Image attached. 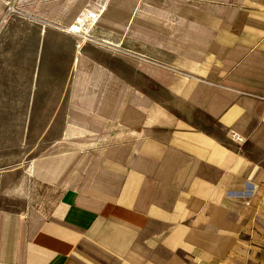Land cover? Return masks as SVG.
I'll return each instance as SVG.
<instances>
[{
	"label": "crops",
	"instance_id": "obj_1",
	"mask_svg": "<svg viewBox=\"0 0 264 264\" xmlns=\"http://www.w3.org/2000/svg\"><path fill=\"white\" fill-rule=\"evenodd\" d=\"M18 6L0 264H264V0Z\"/></svg>",
	"mask_w": 264,
	"mask_h": 264
},
{
	"label": "rangeland",
	"instance_id": "obj_2",
	"mask_svg": "<svg viewBox=\"0 0 264 264\" xmlns=\"http://www.w3.org/2000/svg\"><path fill=\"white\" fill-rule=\"evenodd\" d=\"M19 0H0V66H10L8 63H12L15 59V54L11 53V51H14V43L21 40L28 39V36L24 35V32L21 33V31H25L27 28L21 27L19 24H17V21H20L21 19H26L28 17H25V13H23L19 6H18ZM11 2V3H10ZM239 8V7H238ZM246 8L247 11L241 10L239 12V15L237 18H240L242 21L246 19L248 24L247 27V33L248 34H258V32L262 31L264 36V6L261 8V10H258L257 12L250 11L251 7H241ZM77 18L76 20H78ZM4 20V21H3ZM20 28V30L16 29ZM31 29V28H30ZM29 29V30H30ZM76 34L80 33L82 30L85 35H87L90 38H94V35L90 32L88 33V28H82L78 27V25L74 28ZM18 38L15 36L16 33H18ZM88 33V34H87ZM24 57H26L28 60L30 59V53L24 52ZM17 58H20L17 54ZM42 147H39L38 152L41 150ZM36 152V150L33 151V154ZM19 158V157H17ZM31 159V156H25L23 159V162H28ZM7 161H9V158H7ZM6 161V158L4 156H0V168L7 166L8 162ZM20 174H23V171H15L12 172L10 175L12 179L19 177ZM0 175H4V173H1ZM8 177V176H6ZM3 180H5V177H3ZM15 180V179H14ZM57 188L55 189L54 196L56 197ZM44 191V193H42ZM49 193L47 194V190L44 188H39L38 191V205L44 204H51L53 202L54 197L53 195H50V189H48ZM36 195V191L34 193ZM37 196V195H36ZM12 199L10 197L4 196V191L2 188L0 189V209H14L18 208L20 206H23V204L19 205L18 207H15L11 203ZM26 203L25 201L23 202Z\"/></svg>",
	"mask_w": 264,
	"mask_h": 264
},
{
	"label": "built area",
	"instance_id": "obj_3",
	"mask_svg": "<svg viewBox=\"0 0 264 264\" xmlns=\"http://www.w3.org/2000/svg\"><path fill=\"white\" fill-rule=\"evenodd\" d=\"M231 138L233 140H235V141H239V142L242 141V139L235 132H233V131L231 132Z\"/></svg>",
	"mask_w": 264,
	"mask_h": 264
},
{
	"label": "bare ground",
	"instance_id": "obj_4",
	"mask_svg": "<svg viewBox=\"0 0 264 264\" xmlns=\"http://www.w3.org/2000/svg\"><path fill=\"white\" fill-rule=\"evenodd\" d=\"M11 3V2H10ZM4 21V20H3ZM76 22L78 23V24H82L83 23V20L82 19H78V20H76Z\"/></svg>",
	"mask_w": 264,
	"mask_h": 264
}]
</instances>
